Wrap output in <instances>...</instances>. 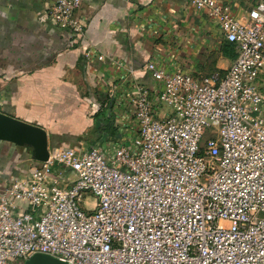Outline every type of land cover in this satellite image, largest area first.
Here are the masks:
<instances>
[{
	"label": "built area",
	"instance_id": "built-area-1",
	"mask_svg": "<svg viewBox=\"0 0 264 264\" xmlns=\"http://www.w3.org/2000/svg\"><path fill=\"white\" fill-rule=\"evenodd\" d=\"M188 1L235 45L230 69L199 79L151 61L160 88L132 91L127 143L51 148L0 183V264H264V0L242 15ZM81 6L53 0L46 16L81 36Z\"/></svg>",
	"mask_w": 264,
	"mask_h": 264
},
{
	"label": "crops",
	"instance_id": "crops-1",
	"mask_svg": "<svg viewBox=\"0 0 264 264\" xmlns=\"http://www.w3.org/2000/svg\"><path fill=\"white\" fill-rule=\"evenodd\" d=\"M221 1L242 15L259 0ZM52 3L0 0V112L46 129L51 148L71 147L51 141L86 144L94 116L111 101L127 143L132 91L160 88L146 69L151 61L199 79L225 75L234 62L223 52L219 27L188 0H82L76 14L86 24L81 36L46 16ZM4 156L0 183L35 163L27 154L6 167Z\"/></svg>",
	"mask_w": 264,
	"mask_h": 264
},
{
	"label": "water",
	"instance_id": "water-1",
	"mask_svg": "<svg viewBox=\"0 0 264 264\" xmlns=\"http://www.w3.org/2000/svg\"><path fill=\"white\" fill-rule=\"evenodd\" d=\"M29 148L36 163L49 160L50 137L46 129L0 112V143ZM24 264H68L50 255L37 254Z\"/></svg>",
	"mask_w": 264,
	"mask_h": 264
},
{
	"label": "trees",
	"instance_id": "trees-1",
	"mask_svg": "<svg viewBox=\"0 0 264 264\" xmlns=\"http://www.w3.org/2000/svg\"><path fill=\"white\" fill-rule=\"evenodd\" d=\"M223 52L230 59L235 60L237 58L235 45L227 41L223 47ZM112 106L113 101L107 110L103 109L94 116V126L84 136L87 149L106 144L109 141H114L115 144L121 143L122 134L116 126V115Z\"/></svg>",
	"mask_w": 264,
	"mask_h": 264
},
{
	"label": "rangeland",
	"instance_id": "rangeland-1",
	"mask_svg": "<svg viewBox=\"0 0 264 264\" xmlns=\"http://www.w3.org/2000/svg\"><path fill=\"white\" fill-rule=\"evenodd\" d=\"M165 107H162V109L166 110ZM126 129H130V128H126ZM54 144L57 145V146H71V147L79 146V147H81L83 149H87L85 143H83L82 145H77V144L60 143V142L57 143V142L51 141V145H54ZM121 144H122V141H121ZM12 149H15V151L13 153H11ZM27 154L31 155V150L29 148H19V147H16V146H14V145H12L10 143H7V142H1L0 143V156H3V155L6 156V157L4 156V159H5L4 161H6V163H7V164L4 163V165L6 167L8 166V163L10 164V163L14 162L15 160L19 161V160H21V158H23ZM5 166L3 168H6ZM65 176L67 178H72L73 177V172L71 170L66 171L65 172ZM93 200H94L93 196L85 195L84 198H83V201H82L83 209L86 210L88 205H89L88 203H90Z\"/></svg>",
	"mask_w": 264,
	"mask_h": 264
}]
</instances>
